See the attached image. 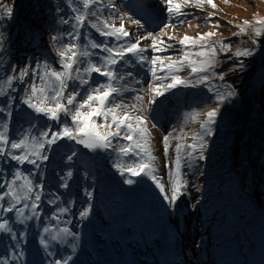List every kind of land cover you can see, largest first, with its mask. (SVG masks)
Segmentation results:
<instances>
[{"label": "rangeland", "instance_id": "obj_1", "mask_svg": "<svg viewBox=\"0 0 264 264\" xmlns=\"http://www.w3.org/2000/svg\"><path fill=\"white\" fill-rule=\"evenodd\" d=\"M175 2L181 4L184 16L178 18L169 16L162 0H98L95 7L98 10L99 19L107 20L110 25L119 27L120 17H123L125 29L132 34L127 39L132 42H135L137 37L148 35L149 32L165 41L163 47L167 48V51L153 53L148 48L144 53L145 56L171 55L174 60L180 56L179 40L181 38L184 36L196 38L200 34L212 32V30L215 35L211 37L209 43L231 44L230 52L219 54L234 53L238 45L228 40L235 39L236 36L242 34L240 28L244 27V22L247 21L249 27L243 34L248 35L250 32L253 35L252 38L257 39L254 29L261 26L256 21L264 20V0H212L216 8H212L206 3L203 8H195L185 5L184 0H175ZM110 4L113 7H109ZM82 12V0H70L69 4H63L62 10L52 14L57 18H54L55 32L51 36V41L43 39V42L37 43L38 48L35 53L29 52L25 56L24 62L18 64L22 48L21 38L18 37L20 31L18 36L15 35L17 37L15 43L18 46V49L15 50L9 44L5 34L7 30L5 27L13 28L11 22L14 21V15L11 18L6 17L0 7V91L4 93L0 94V108L7 106V110L11 112V116L5 121L8 125L10 140H19L23 137L30 142L29 147H31L38 139V133L44 130L46 125L53 130L61 127L57 122L36 114L23 103L25 97L30 95L28 80L31 79L35 82L37 79L31 75L34 68L39 65L42 73L45 62L50 67L59 68L57 55L59 46L72 43L83 44L85 36L91 37L88 43L96 41L116 46L114 38L101 37L95 29L90 27L92 22L98 23L96 17L89 16L84 26L78 28L75 17ZM210 16L229 23L227 27L221 28L223 31H228L227 28H232L234 31L230 34L220 33L222 30L216 32L213 29L214 25H211L212 22L208 21ZM134 20H139L143 27L133 24ZM180 20H184L186 23H180ZM20 21L21 17L18 16V26H20ZM206 21L208 22L206 23ZM166 22L175 26L163 28L162 26ZM14 31L15 34L16 29ZM28 32L31 34L30 31ZM39 34L44 38L43 33L39 32ZM77 34L81 36L80 41H74L71 38ZM169 36L174 39L169 40ZM53 37L58 39L54 40ZM259 37H264V34ZM9 39L11 40V38ZM149 43L150 41L144 40L141 46H146ZM169 45L172 47H168ZM197 48L192 50L196 51ZM11 51H15V58ZM95 51L98 53V50ZM132 60L135 58L133 57ZM224 63L219 62L211 71L219 74L218 69H222ZM26 66H28L29 75L25 77V82L21 83L18 71ZM149 67H151L150 64L129 63L120 71L125 74L130 71L134 74L133 77L125 75V79L117 81L116 86L122 89L118 99L125 104H137L134 97L136 95L143 96L142 106L145 110L143 114L148 117L147 127L151 133L152 152L157 158L153 165L156 168L155 176L165 185L166 192L170 195L171 181L174 178V175H170V173L174 174L175 169L174 167L165 168L163 166L165 160L171 161L174 158L177 143L185 146L196 143L192 137L203 131L200 125L206 120V113L213 107H219L220 111L216 117V123L211 125L212 135H205L203 141L208 145L206 149L210 147L213 149L210 154L206 151V156L214 162L212 158L214 153L215 157L218 155L217 161L211 163L209 168H196L195 172L190 175L193 159L186 161L185 157L189 149L187 147L182 149L181 179L186 187L182 189L183 195L175 205H172L164 198L165 193L159 191L151 178L144 175L129 176L127 168L146 157L131 153L126 156L120 153L119 147L128 144V141H114L113 146L107 150L102 149L103 153L98 152L100 149H87L82 144L68 140H60L51 146L45 145V149L38 148L37 150L48 156V160L38 161L36 166L27 163L19 165L15 161L13 163L25 174L32 172L33 182H38L43 186L42 189H38L42 197L39 202L40 208L37 216L26 219L23 223L14 213L0 210V221L8 220L9 227L14 230L12 234L0 231V237H4V240L0 239V263L4 259L5 264H34L36 258H32L26 248L31 244L37 249L43 246L44 251L47 252L45 257L51 264H55V261L52 263L51 258H54L55 254L59 255L60 251L69 260V251L73 252L71 256L78 258L81 253H89V251L91 252L90 248L94 247L93 253L95 254L94 256L90 255L95 261H92L91 264H101L103 257H110L111 249L113 253L121 251L117 233H120L118 229L120 224L126 225L123 219H126L127 224L131 220L134 221L138 210L141 209L149 212L148 223L154 233L160 232V227L163 226L175 238L171 242L170 250L174 252L177 250L180 254L181 258L178 264H264V213L259 207L264 205V193L262 194L264 161H256V156L258 155L261 159L263 152H260L259 148H254L251 143L252 140L260 141L259 135L264 132V115L262 113L261 118L258 113L261 109L258 107L249 116L250 123H247L245 137L247 143L243 144L238 136L235 137L234 134L230 136V127L225 121L226 116L233 108L230 99L227 98L223 104H217L214 98L217 90L225 91L227 83L219 80L218 75L212 76L206 83H200L196 77L190 76L197 86L209 88L210 91H199L188 86L191 92L182 97L185 110L178 113L177 110H173L165 112V114H157L154 117L151 115V111H156L157 103L151 106L149 101L152 97L146 91L152 82L151 73L148 71ZM135 71L136 73H134ZM185 71L182 73L184 77L190 74L189 69ZM227 72L231 73L229 70ZM157 74H162V72L157 71ZM7 76L15 77L12 88H8L6 84ZM93 79L101 81L104 78L94 75ZM231 86L233 87L234 84ZM196 101H200L202 106L196 104ZM174 104L178 105L179 109L182 108V104L179 102L175 101ZM148 106H151L149 110ZM187 108L203 109L204 111L196 120H192L190 118L192 112L187 111ZM131 114L137 115L138 113L132 112ZM4 117L5 113H0V120H4ZM62 119H67V122L71 124L70 118L62 117ZM192 121L195 124H192ZM169 122L172 124L170 127ZM153 124L156 126L154 127ZM159 125L161 127L157 128ZM165 134L169 135L170 142L168 155L163 158L161 152H164L162 140ZM249 140L250 143H248ZM113 147L117 150L113 151ZM204 152L205 150L202 155ZM197 154L200 155L199 152ZM70 155L72 159L69 161ZM99 155L105 156L98 160ZM201 161L207 160L201 159ZM231 165L236 167L235 171L241 181L238 182L232 176ZM210 169L213 173L211 177L207 178ZM9 170L14 171L15 169L9 168L8 157L0 156V180H6L11 176L12 173H9ZM69 172H71V176L68 175ZM165 173L168 175V181L165 178ZM195 176L197 179L204 176L203 179L206 182L198 184L192 180ZM126 178H131L134 182L128 184L125 182ZM211 180H217V182ZM143 181L145 185H143ZM213 183L216 188L208 187L207 189V186H211ZM223 185L226 188L221 190ZM4 190V186H0V192ZM207 194L209 198L206 205ZM91 200L95 203L91 204ZM9 202L5 201V203ZM64 209L66 211H63ZM218 209L222 210L220 216ZM85 211L88 212L86 217L82 216ZM25 216H31L30 209L25 211ZM52 217H58V219ZM45 227L49 228L48 233L44 232ZM83 227L91 229V234L88 237L83 235ZM62 229H68V232L71 233L67 234L68 241L64 240ZM132 231L133 229L125 227V232L130 234L131 243L136 246L133 248L134 253L144 256L148 246H141L138 242V236L144 237L138 220L135 223L136 233L133 234ZM54 237L59 244H62V240L66 242L69 248L59 247L57 250L53 243ZM234 239L235 241H233ZM42 240L46 241L48 247L41 243ZM74 247H76V251H74ZM234 247L236 250L232 251ZM7 249L11 250L10 256L7 255ZM241 249L245 250L247 254L250 252L252 254L256 250V255L249 256V262H246L245 257L239 259ZM29 251L34 252L33 249ZM40 263L45 264L43 261ZM78 263L83 264L80 261Z\"/></svg>", "mask_w": 264, "mask_h": 264}, {"label": "snow or ice", "instance_id": "obj_2", "mask_svg": "<svg viewBox=\"0 0 264 264\" xmlns=\"http://www.w3.org/2000/svg\"><path fill=\"white\" fill-rule=\"evenodd\" d=\"M97 3L98 0H82L83 12L75 17L76 26L78 28L84 26L89 16L96 17L98 23L92 22L90 27L95 29L101 37L114 38L116 46L96 41L88 43L91 37L85 36L83 44L72 43L59 46L57 51L59 68L50 67L47 62L43 64L42 73L39 65L34 68L31 75L37 79L35 82L31 79L28 80L30 95L25 97L23 103L36 114L57 122L61 127L53 130L46 125L45 129L38 133V139L31 147H29L30 142L23 137L19 140H10L8 125L5 121L11 116V112L7 110V106H4L0 108V113H5L4 120H0V156H7L19 165L27 163L36 166L38 161L48 160V156L37 149H45V145H55L60 140L75 141L77 144H82L85 148L91 150H107L110 146H113L114 141H128V144L119 147L118 151L120 153L126 156L131 153L146 157V159L141 158L139 162L127 168L129 176H148L153 180L159 191L165 193L164 198L170 204L175 205L180 196L183 195L182 189L186 187L181 179V151L185 147L189 149L185 157L186 161L194 159L197 152L200 153L199 158L203 159L202 153L205 147L203 138L205 135H212L211 125L216 123V117L220 109L219 107H213L206 113V120L200 125L203 131L192 137V140L197 143H190L186 146L177 143L174 158L171 161L165 160L163 164L165 168L174 167L175 169L174 174L170 173V175H174V178L171 181L169 195L166 192L165 185L155 176L156 168L153 165H155L157 158L152 152L151 133L147 127L148 117L143 114L145 111L142 106L143 96L136 95L134 99L137 104L132 105L125 104L118 99L122 89L116 86V82L125 79V75L128 77L134 75L130 71L125 74L120 70L129 63L150 64L151 67L148 71L151 73L152 82L146 91L152 97L149 103L155 104L157 98L163 97L179 85L194 86L192 80L181 79L178 75L185 68L189 69L190 76L196 77L200 83H206L214 75H218L219 80L223 81V73L217 74L211 70L215 69L219 63L218 53L226 54L230 52L232 50L231 44L224 42L209 43L215 33L207 32L196 38L188 36L181 38L179 40L181 54L176 60L171 55L163 57L160 55L145 56L144 53L148 48L153 53L167 51V48L163 47L165 41L151 32L146 36L137 37L135 42L128 40L127 38L132 34L125 29L124 18L120 17L119 27L110 25L107 20L101 21L95 7ZM162 3L165 5V11L169 16L178 18L185 15L181 4L176 3L175 0H162ZM205 3L212 8H216L212 0H184L185 5H191L195 8H203ZM109 7H113V5L110 4ZM5 14L6 17L11 18L13 9L6 7ZM211 19L210 16L208 21H211ZM179 22L186 23L184 20ZM132 23L143 27L139 20H134ZM256 23L261 26L254 29L255 35L259 37L264 34V20H257ZM216 24L219 27V23L216 22ZM174 26V24L166 22L162 27L172 28ZM248 27V22L245 21L244 27L240 28V33H245ZM71 38L74 41L81 40L79 34ZM53 39L57 40L58 38L53 37ZM168 39L172 40L174 37L169 36ZM144 40H148L150 43L142 47V41ZM255 43L254 40L253 44ZM168 47H172V45ZM191 48H197V50L191 51ZM95 50H98V53L102 55ZM252 54L250 49L236 50L234 55L238 58V67H243V62L239 58L248 57ZM133 57L135 60H132ZM166 61L168 63H165ZM158 65L160 72L169 74L166 76L158 75ZM28 75V66L20 69L18 71L19 81L24 83L25 77ZM94 75L104 79L95 81L93 79ZM14 78L12 76L5 78L8 88L13 87ZM0 94L4 93L0 91ZM235 95L236 92L229 85L226 91L217 90L214 98L217 104H223L228 97ZM132 112L138 114L132 115ZM199 115V113H193L190 118L196 120ZM62 117L70 118L71 124ZM153 126L156 125L153 124ZM180 139H183V137H180ZM169 142L170 137L165 134L162 140L165 157L168 155ZM197 144L199 148H197ZM116 150L113 147V151ZM71 159L72 156L70 155L68 160ZM32 175V172L25 174L20 169H16L9 178L0 180V186L5 188L3 192H0V210L14 213L15 216L20 218L21 223L26 219L37 216L40 208L39 202L42 197L38 189H42L43 186L38 182L34 183L31 179ZM68 175L71 176V172ZM125 182L132 184L134 181L131 178H126ZM6 200L10 202L5 203ZM28 209L31 210V216H25V211ZM63 211H66V209ZM87 215V211L82 213V216L86 217ZM52 218L58 219V217ZM0 231L12 234L14 230L9 227L8 220H2L0 221ZM61 231L71 234L68 229H62ZM44 232L48 233L49 228L45 227ZM41 243L48 247L46 241L42 240ZM55 264H61V261L56 260ZM63 264H67V261H64Z\"/></svg>", "mask_w": 264, "mask_h": 264}, {"label": "trees", "instance_id": "obj_3", "mask_svg": "<svg viewBox=\"0 0 264 264\" xmlns=\"http://www.w3.org/2000/svg\"><path fill=\"white\" fill-rule=\"evenodd\" d=\"M69 2L70 0H0V7L3 10V13H5L6 7H11L13 9L14 21L11 22L13 28L10 29V27H5V29L7 28L5 34L9 44L15 50L18 49L15 39H17L16 36H18L20 31V35L18 37L21 38L22 48L20 49L18 64L24 62L25 56L29 52L35 53L38 47L37 43L43 42V39L51 41V36L55 32L53 27L55 23L54 18H57L56 15L53 16L52 14L62 10L63 4H69ZM18 16L21 17L20 26L17 25ZM211 18V25H214L213 29H215L216 32H220L222 30L221 28L229 25V23L220 21L219 18ZM216 22L219 23V27H217ZM9 24H7V26H9ZM15 29L16 33L14 34ZM227 30L228 31L222 30L220 33L230 34L234 31L232 28H227ZM28 31H30L31 34ZM213 31L214 30H212V32ZM39 32L43 33L44 38L41 37ZM252 36L253 35L249 32L248 35L241 34L236 36L235 39L228 40L229 42L238 45L236 50L250 49L252 51L253 54L251 56L239 58L243 62L242 68L238 67V58L235 57V52L230 53L229 55H221L218 53L217 56L219 62H225L222 68L223 70L218 69L220 73L224 74L223 81H225L228 85L225 88V91L229 88V85L234 84L232 89L236 92L235 96L228 97L233 108L226 116L225 121L228 122V126L230 127V136L233 134L235 137L238 136V138H241V142L243 144L247 143V141H245V137L247 132V123L249 122V116L251 113L259 107L261 111L258 113L260 116L262 113L264 115V37H256L257 39H253ZM9 38H11V40ZM254 40L256 41L255 44H253ZM192 49L193 48L190 50L193 51ZM11 54L15 58V51H11ZM184 70L188 71L187 68ZM228 70L231 73H228ZM182 73L183 71L180 72L179 76H182ZM168 74L169 73L166 72L163 76ZM237 79L239 80L237 81ZM190 111L192 114L194 112L201 114L199 109H190ZM259 136L260 141L252 140L251 143L254 148H259L260 152H263L261 159H259L258 155L256 156L258 159H256V161L261 162L262 160L264 161V132ZM248 143H250V140ZM230 167L232 170V176L239 182L240 178L238 173L235 171L236 167L232 165Z\"/></svg>", "mask_w": 264, "mask_h": 264}, {"label": "bare ground", "instance_id": "obj_4", "mask_svg": "<svg viewBox=\"0 0 264 264\" xmlns=\"http://www.w3.org/2000/svg\"><path fill=\"white\" fill-rule=\"evenodd\" d=\"M99 151H102V149H100ZM145 215L146 213L142 211H139V213L136 214L137 219L140 221L139 224L141 225L142 231L144 233L150 234V236L148 237L144 236L141 238L140 236H138L137 238L141 246L145 244L148 246L145 251V255L141 256L139 253H134L133 248H135L136 246L131 243L132 241L130 239V234L128 235L125 232V227L127 226V228L133 229V234L136 233L135 222L131 220V222L127 224L126 219H123L126 225L120 224L118 227L120 233H117V241L119 242V248H121V251H119L118 253H113V250L111 249L110 257H103L101 260V264H177V259L175 258L177 257V255L174 251L170 250L171 242L174 241L175 238L164 227L161 228V232L154 233L153 229L145 218ZM89 234H91V229L83 227V235L85 237H88ZM63 235L64 240L66 239V241H68L69 236L64 232ZM53 239L54 247L57 250L59 247H65L67 249L69 248L67 243L63 242V240L62 244H59L57 239ZM26 248L30 256L32 258H36L34 264H42L40 263V261H43L45 264H51L45 257V255H47V252L44 251L43 246H41L40 249H37L36 246H31L30 244ZM30 249H33L34 252H30ZM90 249L91 252L95 250L94 247ZM74 251H76V247H74ZM91 252H83L79 255L80 257L77 258L71 256L73 252L69 251V260H67L62 251H60V254H55V257L51 258V260L52 263L56 260H60L61 264H63L64 261H67V264H79V261L83 264H91L93 263L92 261H95L94 258H92V256L90 255Z\"/></svg>", "mask_w": 264, "mask_h": 264}]
</instances>
